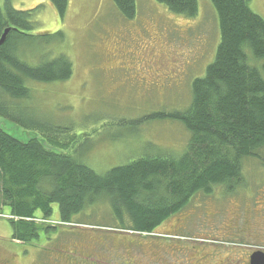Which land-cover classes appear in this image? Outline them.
Wrapping results in <instances>:
<instances>
[{
    "label": "rangeland",
    "instance_id": "obj_1",
    "mask_svg": "<svg viewBox=\"0 0 264 264\" xmlns=\"http://www.w3.org/2000/svg\"><path fill=\"white\" fill-rule=\"evenodd\" d=\"M6 1L15 9L33 10L35 27L28 34L38 38L21 46V58L37 65L44 55L52 60L63 54L73 66V74L63 81L31 79V97L26 100L28 119L56 127L54 138L65 145L49 143L37 126L26 128L0 116V125L9 134L21 141L36 136L98 173L146 153H183L190 132L180 121L143 117L163 110L184 112L189 107L192 82L205 75L221 41L219 17L211 0H198L199 12L191 17L157 0H136L133 18H125L114 0H68L63 18L51 0H0L1 5ZM251 5L264 17V0H251ZM244 48L249 63L264 78L263 59H257L248 45ZM258 154L261 159L244 160L242 184L232 194L215 186L210 197L199 193L186 212L179 213L184 227L168 237L166 250L161 249L171 252L164 253L166 259L178 262L187 256L212 254L213 249L235 255L264 246L245 238L246 234L264 236V147ZM11 213L0 198V247L12 234L16 220ZM112 213L101 200L86 207L81 219L103 231L115 225ZM174 222L168 221L166 230L173 229ZM248 225L252 230H245ZM140 236L149 237L147 233ZM21 246L14 248L19 256L32 247ZM21 254V258L28 255Z\"/></svg>",
    "mask_w": 264,
    "mask_h": 264
},
{
    "label": "trees",
    "instance_id": "obj_2",
    "mask_svg": "<svg viewBox=\"0 0 264 264\" xmlns=\"http://www.w3.org/2000/svg\"><path fill=\"white\" fill-rule=\"evenodd\" d=\"M51 1L63 18L68 0ZM157 1L178 14L191 17L199 12L198 0ZM114 2L125 18L135 16L136 0ZM211 2L221 41L205 75L192 82L189 107L143 117L180 121L190 132L182 154L146 153L98 173L36 136L21 141L0 126V198L20 218L13 226L19 239L30 238V219L40 216L57 214L66 223H85L81 214L101 200L110 205L118 228L149 235L172 214L186 212L199 193L208 196L215 186H223L228 195L242 184L244 160L261 159L258 151L264 147V78L249 63L244 48L248 45L257 59H263L264 69V17L254 11L251 0ZM32 12L15 9L8 1L5 6L0 3V38L11 27L0 44V116L26 128L37 126L49 143L61 144L52 132L56 127L28 119V82L69 79L73 66L63 54L52 60L44 55L37 65L20 57L21 46L38 38L28 34L35 27Z\"/></svg>",
    "mask_w": 264,
    "mask_h": 264
},
{
    "label": "flooded vegetation",
    "instance_id": "obj_3",
    "mask_svg": "<svg viewBox=\"0 0 264 264\" xmlns=\"http://www.w3.org/2000/svg\"><path fill=\"white\" fill-rule=\"evenodd\" d=\"M204 210L208 213L206 208ZM179 213L181 212L172 214L157 225L156 231L150 233L147 238L141 237L136 231L118 228V221L102 231L93 226L89 227L86 223L63 222L57 214L40 216L30 219L33 221L34 231L27 240L19 239L15 228H12L8 242L4 247H0V264H256V252L262 251L264 255V246H257L235 255L223 254L222 251L212 248V254H200L191 258L187 256L178 262L166 259L164 253L168 255L171 252H161V249L166 250L170 246L168 237L177 234L184 227L182 224L185 219H181ZM171 219H175L173 229L166 230L165 224ZM19 221L18 217L17 225L20 224ZM250 226L245 230H252ZM238 233H243V230ZM256 235V238H253L251 236H255L254 234H246V241L264 244V236ZM28 243L32 247L26 251L23 249L19 256L14 250L16 245H22V249ZM31 249L40 250L33 255L30 253ZM25 252L28 255L21 258V253Z\"/></svg>",
    "mask_w": 264,
    "mask_h": 264
},
{
    "label": "water",
    "instance_id": "obj_4",
    "mask_svg": "<svg viewBox=\"0 0 264 264\" xmlns=\"http://www.w3.org/2000/svg\"><path fill=\"white\" fill-rule=\"evenodd\" d=\"M10 29H11V27H7V29L3 32V34L1 35V38H0V44H3L6 41V38H7L6 36H7V33L10 31ZM262 254H263L262 251L256 252V256H255V259H254V263H256V264H263V262H264V257L263 256L264 255H262Z\"/></svg>",
    "mask_w": 264,
    "mask_h": 264
}]
</instances>
